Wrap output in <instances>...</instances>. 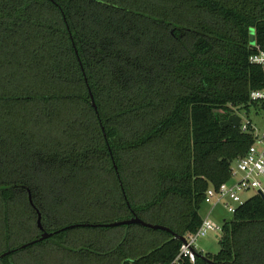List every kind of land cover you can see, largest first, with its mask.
<instances>
[{"label":"trees","instance_id":"16d2710c","mask_svg":"<svg viewBox=\"0 0 264 264\" xmlns=\"http://www.w3.org/2000/svg\"><path fill=\"white\" fill-rule=\"evenodd\" d=\"M262 51L264 0H0V264L170 262L255 141ZM133 216L173 232L84 225ZM221 224L181 264H264L260 194Z\"/></svg>","mask_w":264,"mask_h":264},{"label":"built area","instance_id":"2783aa9c","mask_svg":"<svg viewBox=\"0 0 264 264\" xmlns=\"http://www.w3.org/2000/svg\"><path fill=\"white\" fill-rule=\"evenodd\" d=\"M251 62L260 64L264 69V52L251 57ZM253 100L264 101V88L254 90L251 93ZM249 120L244 121L242 117V128L247 130ZM238 178L236 182H224L219 187H210L205 195V203L216 207L222 204L225 210L234 214L238 207L244 203L242 193L255 191L264 193V131L255 127V141L248 149L247 153L237 162V169L233 167L231 179ZM211 213L203 219L202 224L194 233L185 235L186 242H182L179 253L168 263L156 262L153 264H181L185 258L192 262L196 261L198 241L207 236L210 231H221L222 224L215 223L210 218ZM139 264V263H135Z\"/></svg>","mask_w":264,"mask_h":264},{"label":"rangeland","instance_id":"374dc122","mask_svg":"<svg viewBox=\"0 0 264 264\" xmlns=\"http://www.w3.org/2000/svg\"><path fill=\"white\" fill-rule=\"evenodd\" d=\"M244 121L250 120L249 117L246 116L244 112L239 113ZM251 119H253L254 124L258 127L259 130L264 131V113L261 115H257L256 113L251 114ZM234 168L237 169V163L234 165ZM238 178L233 177L231 179V182H236ZM255 194V191H248L242 193L243 199L247 200L250 197H252ZM211 220L215 223H222L225 218H229L231 215L225 210L222 204L217 205L213 208L210 204H203L201 209V215L205 218L207 217L211 212ZM220 238H221V232L220 231H210L207 236L202 237L198 241V248L200 251L203 252H210V253H217L220 250Z\"/></svg>","mask_w":264,"mask_h":264},{"label":"water","instance_id":"95a60500","mask_svg":"<svg viewBox=\"0 0 264 264\" xmlns=\"http://www.w3.org/2000/svg\"><path fill=\"white\" fill-rule=\"evenodd\" d=\"M254 40H255V37L253 35L252 36V41H254ZM91 96H92L93 105H94L95 108H97V104L95 102V99H94V96L92 95V93H91ZM221 125L222 126H230V125H232V126L240 127V126H242V116L239 113L232 114L226 120H223L221 122ZM103 130H104V128H103ZM259 194L264 198V193L263 192L260 191ZM133 223L142 224L144 226H147V227H150V228H154V229H162V230H166L168 232H173V230L170 227H168V226H165V225H162V224H153V223H150V222H147V221L143 220L142 218H140L138 216H133L130 219H124V220L114 221V222H110V223L84 224V225L114 227V226H119V225H123V224H133ZM38 224H39L40 228L43 229L41 215H39ZM53 234L54 233H52V232H43V234L41 235L40 238L35 239V240H33V241H31V242H29L27 244H24L22 247H26L29 244H33V243H35L37 241L49 238ZM176 237H178L182 242H186L185 236L176 235ZM9 253H11V251H7V252L3 253L1 256L3 257V256H5V255H7Z\"/></svg>","mask_w":264,"mask_h":264},{"label":"crops","instance_id":"0c3cea01","mask_svg":"<svg viewBox=\"0 0 264 264\" xmlns=\"http://www.w3.org/2000/svg\"><path fill=\"white\" fill-rule=\"evenodd\" d=\"M262 120H264V118H262ZM263 123H264V122H263ZM255 127H256V128H258L256 125H255ZM262 127H264V125H263ZM209 213H212V211H211V212H209Z\"/></svg>","mask_w":264,"mask_h":264}]
</instances>
